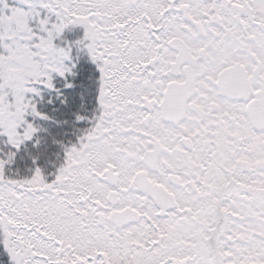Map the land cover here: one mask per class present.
I'll return each instance as SVG.
<instances>
[{"label": "snow or ice", "instance_id": "6c2138e0", "mask_svg": "<svg viewBox=\"0 0 264 264\" xmlns=\"http://www.w3.org/2000/svg\"><path fill=\"white\" fill-rule=\"evenodd\" d=\"M0 264H264V0H0Z\"/></svg>", "mask_w": 264, "mask_h": 264}]
</instances>
